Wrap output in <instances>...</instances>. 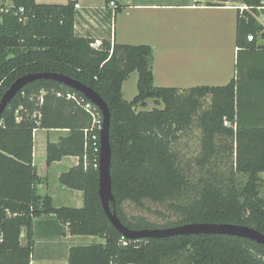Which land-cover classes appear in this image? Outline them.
<instances>
[{"label": "trees", "instance_id": "obj_1", "mask_svg": "<svg viewBox=\"0 0 264 264\" xmlns=\"http://www.w3.org/2000/svg\"><path fill=\"white\" fill-rule=\"evenodd\" d=\"M103 8L111 19L123 9L116 0ZM242 2L253 11L264 0H208V5ZM24 13L0 12V100L9 86L28 73L68 75L92 87L111 112V175L116 211L131 229L160 228L144 216L127 217L122 204L131 200L143 206L145 199L165 202L186 194L191 199L174 204L182 214L178 224L189 222L234 223L254 227L264 234V91L246 85L250 100L246 119L241 116L239 93L244 88L241 71L225 85H199L187 89L154 84V49L149 44H123L110 38L97 40L76 30L75 3H39L14 0ZM97 9V11H103ZM236 44L241 49L264 51V26L251 11L237 8ZM114 12V14H113ZM249 35L254 39L250 41ZM261 41V42H260ZM239 59H241L239 57ZM137 70L138 93L123 96V83ZM257 70L252 74L256 79ZM245 89V88H244ZM71 87L51 79L26 85L9 103L0 120V264H31L35 249L34 219L54 215L66 226L65 234L98 236L103 242L74 245L67 264H264V246L250 239L223 234L175 235L166 238H125L105 214L99 196V168L88 153L85 166L84 130L91 117L66 94ZM64 95L59 96L58 93ZM256 92V93H255ZM262 94V96H261ZM210 97L204 108L203 100ZM148 99L157 105L145 110ZM258 102V103H255ZM141 107V109H138ZM195 119L202 130L203 156L213 157L217 138L235 144L236 175L227 184L199 182L196 193L173 145ZM264 119V118H263ZM36 129H66L67 135L47 143V164L65 156L79 163L59 177L60 183L83 192L81 207L55 206L50 195H41L42 182L34 164ZM193 197V198H192ZM113 206V205H112ZM172 226V225H169ZM168 227V226H167ZM26 241L22 242V231Z\"/></svg>", "mask_w": 264, "mask_h": 264}, {"label": "crops", "instance_id": "obj_2", "mask_svg": "<svg viewBox=\"0 0 264 264\" xmlns=\"http://www.w3.org/2000/svg\"><path fill=\"white\" fill-rule=\"evenodd\" d=\"M106 1L102 3L99 0H78L80 9L76 21L77 32L81 35L99 36L101 39L108 36L112 42L123 44L151 45L154 49L153 72L156 86L187 89L199 85H225L236 76L235 65L239 55L242 61V83L245 88V111L241 112V116L247 120V104L249 105L250 100L247 98L246 85L255 83L264 91V51L258 48H244L239 53L236 44L235 8L229 5H208V0H120L123 9L111 23L110 15L103 10ZM37 2L64 4L68 0ZM233 9L236 11L232 12ZM88 11L96 12L101 17L98 28H94L87 20L85 15ZM81 15H84V19L78 21ZM106 26H111L112 29H106ZM104 31L108 32L105 34ZM222 41L227 42L226 50L222 49ZM255 70L258 77L255 75L257 78L251 80ZM262 106L264 107V101L258 104V107H254V110ZM255 118L264 121V117ZM41 131L46 133V141H43L42 135L39 136L38 133ZM67 132L66 129H36L34 132V164L42 178L38 191L40 187L49 186L38 169L37 140L40 139V148L46 153L48 141L57 142L60 137L67 135ZM68 158L71 159L69 163L65 161ZM78 163V156H65L51 165L66 164L64 172H67ZM46 165L48 170L50 165L47 161ZM64 172H60L58 176ZM63 187L59 189L62 194L70 193V196H76L78 201L84 204L82 191ZM47 190L54 203L56 195L50 192L49 188ZM36 223L39 225L41 238L39 240L34 229ZM34 227L35 249L31 264H67L70 248L74 246L71 239L74 237L88 240L82 244L104 241L103 239L96 241L94 236L65 234L66 226L56 220L54 215L34 219ZM24 235L25 230L21 234L23 243Z\"/></svg>", "mask_w": 264, "mask_h": 264}, {"label": "rangeland", "instance_id": "obj_3", "mask_svg": "<svg viewBox=\"0 0 264 264\" xmlns=\"http://www.w3.org/2000/svg\"><path fill=\"white\" fill-rule=\"evenodd\" d=\"M104 2V0H99ZM236 2H229V4H235ZM236 10L233 9L232 12ZM87 20L94 26V28H98L100 16L96 12H89L85 15ZM85 17V18H86ZM84 19V15L78 17V21ZM112 23V19H111ZM111 26H106V29L110 28ZM103 29V28H102ZM112 28H110L111 30ZM105 34L108 31H104ZM97 35V34H95ZM102 36V35H101ZM107 36V35H106ZM92 37V36H90ZM97 40V43L101 42V38L99 36L92 37ZM107 38H109L107 36ZM222 49L226 50L227 42L222 41ZM226 44V45H225ZM227 54V52H226ZM242 61L239 59V55L237 56L236 60V75L241 71ZM138 78L139 73L137 70L133 71L129 77L123 83V96L126 100H132L138 93ZM256 93V92H255ZM239 105L240 110L242 112L245 111V90L244 88L241 89L239 93ZM204 108H206L210 103V97L203 100ZM258 103V102H255ZM154 107H163V104L157 105L154 99H148L147 105L144 107L145 110H151ZM138 109H141L139 107ZM39 136L42 135L43 141H46V133L39 132ZM203 130L198 122L195 119L192 126L182 132L180 134L179 139L173 145V150L176 153L181 166L184 169V172L191 182V193H193V189H195L193 197L196 193V187L199 186V182L202 181H210L215 184H227L230 182V179L236 175L237 180H241L242 182L246 181L247 176L243 173L235 172L234 166V152H235V144L232 138L226 136H219L217 138V151L213 157L209 160L204 162H200L203 156V148H202V138H203ZM38 141V153H37V165L41 175H43L46 179L45 183L48 185L50 192L54 193L56 196L55 198V206H70V207H81L83 203L78 201L76 196H70V193H61L59 191L63 185L59 181V173L66 171L65 165H58L53 164L48 166L46 165V153L41 150L40 148V139ZM67 163L71 161V159L65 160ZM261 176L264 180V173H261ZM47 186L40 187L39 193L41 195H47ZM64 188V187H63ZM61 190V189H60ZM69 192V191H68ZM73 192V191H70ZM262 194H264V187L262 188ZM192 197V198H193ZM191 197L186 194L179 196L178 198L169 199L165 202H155L150 199H145L143 206H140L131 200H127L122 204L123 213L127 217L132 216H144L148 221L152 222L154 225L164 228V227H171L179 225L180 221L182 220V214L179 213L177 210L174 209L173 205L179 202L189 201ZM38 240L41 239L39 235V225L36 223L34 227ZM96 241H101L102 238L98 236H94ZM23 241H26V232L24 235ZM73 242L72 245H85L82 243H86L82 238L74 237L71 239ZM70 242V241H69Z\"/></svg>", "mask_w": 264, "mask_h": 264}, {"label": "water", "instance_id": "obj_4", "mask_svg": "<svg viewBox=\"0 0 264 264\" xmlns=\"http://www.w3.org/2000/svg\"><path fill=\"white\" fill-rule=\"evenodd\" d=\"M39 79H51L71 87L75 91L86 96L102 111L104 124L101 131L99 196L106 216L125 238L139 240L144 238H166L175 235L223 234L250 239L264 246L263 233L254 227L234 223L189 222L164 228L131 229L127 227L116 211L115 196L113 193V180L111 175L112 147L110 143L111 112L108 104L97 91L65 74L54 72L28 73L18 77L4 92L0 100V120L3 112L13 98L17 96L26 85Z\"/></svg>", "mask_w": 264, "mask_h": 264}, {"label": "built area", "instance_id": "obj_5", "mask_svg": "<svg viewBox=\"0 0 264 264\" xmlns=\"http://www.w3.org/2000/svg\"><path fill=\"white\" fill-rule=\"evenodd\" d=\"M75 3L76 10L80 9V3L78 0H68ZM116 5V0H111L109 3V7L114 9ZM229 5L235 9L240 8V10H248L251 11L252 14L255 16L257 21L264 26V6L257 7V11H253L247 4L242 2H236L235 4H229ZM14 12L16 15H21L24 13V8L20 7L17 8L15 6L14 0H0V12ZM114 14V12H113ZM113 20V19H112ZM248 39L252 41L254 39L253 35H249ZM100 44V43H99ZM92 46L97 47L98 43L97 41L92 44ZM59 96L64 95L63 92L58 93ZM66 98L73 100L77 103L78 106L83 108L91 117V123L88 128L84 130V150H85V166H87V159H88V153L89 151L92 152L94 155L93 159V165L96 168H99V160H100V151H101V131L103 129L104 124V118L102 111L100 108L94 104L92 101H90L86 96H84L82 93L77 91H70L66 94ZM2 235H0V241H2Z\"/></svg>", "mask_w": 264, "mask_h": 264}]
</instances>
